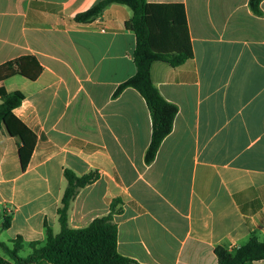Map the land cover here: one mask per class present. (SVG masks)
I'll return each instance as SVG.
<instances>
[{
  "label": "crops",
  "instance_id": "0c3cea01",
  "mask_svg": "<svg viewBox=\"0 0 264 264\" xmlns=\"http://www.w3.org/2000/svg\"><path fill=\"white\" fill-rule=\"evenodd\" d=\"M103 1L0 0V102L18 95L14 114L37 137L24 171L20 139L0 128V241L44 243L46 224L60 233L66 169L100 174L72 202L70 226L120 200L118 251L137 264H218L217 247L264 241V1L257 16L249 0H147L154 50L191 56L152 65L179 111L150 165L145 99L132 88L114 96L136 73L132 10L75 21ZM24 56L43 67L35 81L9 66Z\"/></svg>",
  "mask_w": 264,
  "mask_h": 264
},
{
  "label": "trees",
  "instance_id": "16d2710c",
  "mask_svg": "<svg viewBox=\"0 0 264 264\" xmlns=\"http://www.w3.org/2000/svg\"><path fill=\"white\" fill-rule=\"evenodd\" d=\"M263 1L249 0L250 8L257 16L263 15L261 9ZM113 4L124 5L132 10L133 16L126 22V29L136 36L134 52L136 73L119 86L114 96L117 97L124 90L132 88L145 99L152 117L151 143L145 155V162L150 165L156 159L165 138L172 133L174 120L179 111L175 104L162 96L154 84L152 65L155 62H163L172 67H178L186 63L191 56L184 53H160L154 50L147 0H105L89 11L79 14L75 21L88 24ZM9 66L31 81L37 80L43 71V67L32 56L17 58L11 61ZM21 103V98L13 93L1 99L0 128L5 129L11 137L20 139L19 156L22 169L25 171L34 152L37 137L14 114V110ZM64 177L67 187L58 209L60 233L55 234L46 224V241L31 242L29 244L31 252L27 257L21 256L25 244L21 236L12 240L11 245L0 241V249L7 255V258L0 256V264H137L118 251V226L114 222V215L122 211L120 200L113 201L109 215L96 218L87 227L75 229L69 224L72 202L82 189L99 179V172L92 171L78 176L72 170L66 169ZM10 227L11 219L5 217L2 228L7 230ZM215 254L218 264H248L264 261V241L253 235L243 246L231 251L217 247Z\"/></svg>",
  "mask_w": 264,
  "mask_h": 264
},
{
  "label": "rangeland",
  "instance_id": "374dc122",
  "mask_svg": "<svg viewBox=\"0 0 264 264\" xmlns=\"http://www.w3.org/2000/svg\"><path fill=\"white\" fill-rule=\"evenodd\" d=\"M30 252H31V248L29 247V245L25 244L24 245V250L21 252V256L22 257H27Z\"/></svg>",
  "mask_w": 264,
  "mask_h": 264
}]
</instances>
